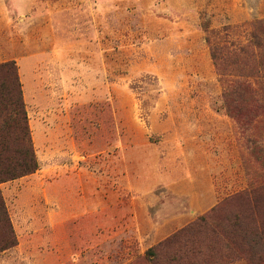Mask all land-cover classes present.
Returning a JSON list of instances; mask_svg holds the SVG:
<instances>
[{
    "label": "rangeland",
    "instance_id": "1",
    "mask_svg": "<svg viewBox=\"0 0 264 264\" xmlns=\"http://www.w3.org/2000/svg\"><path fill=\"white\" fill-rule=\"evenodd\" d=\"M259 23L264 0H0L39 164L0 185L17 237L0 264H155L149 250L263 185ZM235 81L258 105L243 124Z\"/></svg>",
    "mask_w": 264,
    "mask_h": 264
},
{
    "label": "trees",
    "instance_id": "2",
    "mask_svg": "<svg viewBox=\"0 0 264 264\" xmlns=\"http://www.w3.org/2000/svg\"><path fill=\"white\" fill-rule=\"evenodd\" d=\"M251 44L261 53L258 65L264 71V23H259L251 34ZM212 56L223 75L222 58L215 47ZM254 93L251 84L238 81L226 91L227 109L238 123L246 120L245 106L252 101L256 104ZM38 169L16 65L0 64V185L32 175ZM198 235L208 241L202 248L189 245ZM16 245L17 237L0 191V253ZM154 251L149 250L155 264H230L237 260L264 264V184L225 199L210 215L182 229ZM161 256H166L163 263ZM194 256L208 259L195 263Z\"/></svg>",
    "mask_w": 264,
    "mask_h": 264
}]
</instances>
